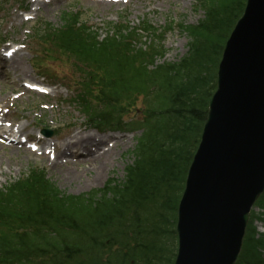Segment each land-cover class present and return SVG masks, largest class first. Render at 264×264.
Returning a JSON list of instances; mask_svg holds the SVG:
<instances>
[{"label": "trees", "instance_id": "obj_1", "mask_svg": "<svg viewBox=\"0 0 264 264\" xmlns=\"http://www.w3.org/2000/svg\"><path fill=\"white\" fill-rule=\"evenodd\" d=\"M199 2L204 18L178 26L189 41L176 61L157 62L172 23L161 30L146 20L133 28L108 24L103 37L80 11L62 12L57 26L38 23L37 53L70 65L72 102L86 125L140 133L123 178L101 189L65 194L34 167L0 188V264L174 263L179 199L225 42L246 0ZM46 64L42 58L33 66L48 75ZM257 205L236 264H264V233L253 225L264 222V194Z\"/></svg>", "mask_w": 264, "mask_h": 264}, {"label": "water", "instance_id": "obj_2", "mask_svg": "<svg viewBox=\"0 0 264 264\" xmlns=\"http://www.w3.org/2000/svg\"><path fill=\"white\" fill-rule=\"evenodd\" d=\"M216 77L178 205L174 264H235L264 192V0H246Z\"/></svg>", "mask_w": 264, "mask_h": 264}, {"label": "rangeland", "instance_id": "obj_3", "mask_svg": "<svg viewBox=\"0 0 264 264\" xmlns=\"http://www.w3.org/2000/svg\"><path fill=\"white\" fill-rule=\"evenodd\" d=\"M110 1V0H109ZM116 1V0H115ZM22 6L26 9L22 10ZM0 12V40H4V47L10 43H17L16 49L19 56L23 57L26 76H20V72H14L11 67L5 72L15 83L7 82L6 76L0 80V98L10 93L7 100L3 101V112L0 119L6 124L25 129L27 133L37 135L41 129L54 131L53 135L46 140L45 144L63 145L65 138L72 132L80 134H93L98 140L116 138L117 147L114 149L115 157L106 165V169L100 177H95L92 170L81 171V183H68L63 180L60 173L52 169L51 163L54 152H49V160L38 153H27L18 148L12 149L5 144H0V188L7 183L19 178L30 167L43 169L47 178L65 194L80 195L93 190L101 189L106 182L113 178L120 180L124 176V168L131 162L128 152L135 145L137 132H97L85 124L81 109L71 102L74 91L65 87L66 76L71 80V68L68 63L56 57L55 61L43 58L41 54L36 56L35 40L33 32L38 28L39 22H49L55 26L60 24L62 12H82L83 21L93 30H97L100 36H104L108 30V24H125L138 27L142 21H148L156 28L167 27L172 23V28L164 33L161 45L164 54L157 62L176 61L188 51L189 37L181 32L179 24H196L205 16L204 8L199 0H124L123 5L119 2L104 6L93 0H7L1 6ZM38 8V11H36ZM29 18V19H27ZM159 30V31H160ZM140 41L147 44L150 38L142 37ZM49 64L53 76L43 78L32 68V62L41 61ZM37 83L42 86V92L24 91L20 86L25 83ZM22 96L17 99L21 92ZM32 110V111H30ZM21 112L26 116H21ZM5 114V116H2ZM138 114V113H137ZM35 117V122L34 121ZM40 123V128L36 127ZM43 151V145L38 143ZM78 147V146H77ZM24 148V147H23ZM22 148V149H23ZM48 150H52L49 148ZM53 155V156H52ZM82 167H89L86 162ZM256 214L259 209L256 208ZM259 232H264V225L256 223Z\"/></svg>", "mask_w": 264, "mask_h": 264}, {"label": "bare ground", "instance_id": "obj_4", "mask_svg": "<svg viewBox=\"0 0 264 264\" xmlns=\"http://www.w3.org/2000/svg\"><path fill=\"white\" fill-rule=\"evenodd\" d=\"M39 2V0H38ZM97 3L100 5H110L113 2H108L107 0H97ZM123 5V2H121ZM36 11H38V8H36ZM10 67L14 72H20V76L25 77L26 76V70L24 68V60L23 57L19 56V52L17 51L14 53L11 62ZM6 79L9 83H15L12 81L11 77L6 73ZM1 80V78H0ZM23 88L24 91H27L22 85L20 86ZM2 86H0V90H2ZM24 91L21 92V95L17 97L19 99ZM10 93L5 94L2 98H0V113L3 112L4 104L3 101L7 100ZM32 111V110H30ZM2 116H5L3 114ZM21 116H26L25 113L21 112ZM35 122V117L34 121ZM37 127V126H36ZM18 131L22 132L25 131L24 127L19 128L15 127ZM32 137H36L34 133H28ZM31 138V137H29ZM33 139V138H31ZM116 138H111L107 140H97L93 134H80L76 132H72V134L65 138L64 146L61 147L59 145L53 144L50 146L52 149H56L55 156L52 160L51 166L52 169H54L57 173L61 174V177L64 181L68 183L73 182H80V176L81 171L85 172L92 170L95 172V177H100L104 170L106 169V165L110 164V161L113 160L115 157V151L114 149L117 147V140ZM37 143H39L38 139H33ZM0 144H5L0 141ZM6 146L11 147L12 149L18 148L19 150H23V152L27 153H34L32 149L29 147L23 148L22 145H14V144H5ZM71 146H78L77 149L81 148L84 150V155H72L71 153H67V148ZM48 147V146H46ZM23 148V149H22ZM41 155L47 159L48 161V153L46 150H43L41 152ZM86 162L89 163V167H82L83 164Z\"/></svg>", "mask_w": 264, "mask_h": 264}]
</instances>
